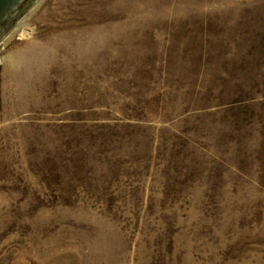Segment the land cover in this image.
<instances>
[{
	"label": "rangeland",
	"instance_id": "rangeland-1",
	"mask_svg": "<svg viewBox=\"0 0 264 264\" xmlns=\"http://www.w3.org/2000/svg\"><path fill=\"white\" fill-rule=\"evenodd\" d=\"M29 9L0 43V264H264V0Z\"/></svg>",
	"mask_w": 264,
	"mask_h": 264
},
{
	"label": "water",
	"instance_id": "water-1",
	"mask_svg": "<svg viewBox=\"0 0 264 264\" xmlns=\"http://www.w3.org/2000/svg\"><path fill=\"white\" fill-rule=\"evenodd\" d=\"M35 0H0V38L33 5Z\"/></svg>",
	"mask_w": 264,
	"mask_h": 264
},
{
	"label": "bare ground",
	"instance_id": "bare-ground-1",
	"mask_svg": "<svg viewBox=\"0 0 264 264\" xmlns=\"http://www.w3.org/2000/svg\"><path fill=\"white\" fill-rule=\"evenodd\" d=\"M30 9H28L27 10V12H25L24 14H27L28 13V11H29ZM24 14L9 28V30L2 36V37H4L3 39H2V37L0 38V43L10 34V33H12V32H14L18 27H19V25H20V23H21V20L23 19L22 17L24 16Z\"/></svg>",
	"mask_w": 264,
	"mask_h": 264
}]
</instances>
